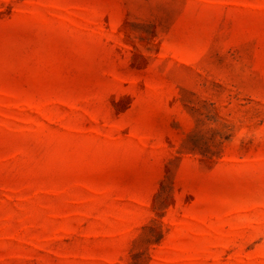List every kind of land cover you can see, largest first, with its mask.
<instances>
[{
    "label": "rangeland",
    "instance_id": "374dc122",
    "mask_svg": "<svg viewBox=\"0 0 264 264\" xmlns=\"http://www.w3.org/2000/svg\"><path fill=\"white\" fill-rule=\"evenodd\" d=\"M0 264H264V0H0Z\"/></svg>",
    "mask_w": 264,
    "mask_h": 264
}]
</instances>
